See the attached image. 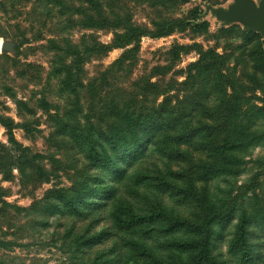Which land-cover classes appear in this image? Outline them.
I'll use <instances>...</instances> for the list:
<instances>
[{
	"label": "rangeland",
	"instance_id": "374dc122",
	"mask_svg": "<svg viewBox=\"0 0 264 264\" xmlns=\"http://www.w3.org/2000/svg\"><path fill=\"white\" fill-rule=\"evenodd\" d=\"M235 1L0 0V264H192L206 228L207 264H264V36ZM120 200L170 222L120 230Z\"/></svg>",
	"mask_w": 264,
	"mask_h": 264
},
{
	"label": "trees",
	"instance_id": "16d2710c",
	"mask_svg": "<svg viewBox=\"0 0 264 264\" xmlns=\"http://www.w3.org/2000/svg\"><path fill=\"white\" fill-rule=\"evenodd\" d=\"M180 23H184L183 20L179 21ZM166 26H169L167 24ZM124 29H126V32L124 33H117L116 39L117 41H121L124 45H129L132 42L136 43V45L139 43V40L143 36H153V37H164L166 35H171L173 33V30H160L155 33L150 32H144L140 27H132V26H126ZM91 39H95L96 37L88 36ZM131 40V41H130ZM119 42V43H121ZM102 45V44H101ZM118 47V45H117ZM184 48V47H182ZM3 120V121H2ZM0 122L8 129L13 130L16 126V123L11 121L10 119H2ZM108 138V137H107ZM122 143L125 140H121ZM121 143V144H122ZM127 161H130V158L127 159ZM83 199V195L80 197V200ZM114 213L113 218L116 226L120 230H129L132 229L138 225H143L150 222H156L159 221L161 223H167L170 222L168 219V215L162 211L158 212H149V213H141L137 212L131 207V205L125 201H117L116 204H114ZM216 211V214H220L218 210ZM166 219V220H161ZM174 227L177 228V226H180L183 224V221L180 219H176L175 222L171 223ZM238 233H237V240L240 243V247L242 249L241 258L244 261H249L251 259V252L247 243L246 238V220L242 218L238 223ZM210 240H211V234L209 232V229L206 228L204 231L201 232V234L194 240H188V241H175L174 246L175 247H184L187 250H194L195 251V260L192 264H207L206 262L211 257L209 253L210 248ZM144 258H147L141 262H137L136 264H185L181 260L177 258H173L171 260H165L158 258L154 255H148V257L143 256Z\"/></svg>",
	"mask_w": 264,
	"mask_h": 264
},
{
	"label": "water",
	"instance_id": "95a60500",
	"mask_svg": "<svg viewBox=\"0 0 264 264\" xmlns=\"http://www.w3.org/2000/svg\"><path fill=\"white\" fill-rule=\"evenodd\" d=\"M218 18L226 23L241 22L264 36V0H236L229 9L215 10Z\"/></svg>",
	"mask_w": 264,
	"mask_h": 264
}]
</instances>
